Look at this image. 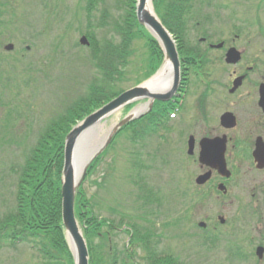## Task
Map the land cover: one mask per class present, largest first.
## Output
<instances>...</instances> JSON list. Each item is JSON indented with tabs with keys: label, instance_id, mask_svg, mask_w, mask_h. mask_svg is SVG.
Wrapping results in <instances>:
<instances>
[{
	"label": "rangeland",
	"instance_id": "obj_1",
	"mask_svg": "<svg viewBox=\"0 0 264 264\" xmlns=\"http://www.w3.org/2000/svg\"><path fill=\"white\" fill-rule=\"evenodd\" d=\"M87 3V0H0L1 213H6L14 200L11 169L23 161V153L35 143L48 119L84 93L93 78L95 71L88 61L90 50L79 43L89 19L98 37L115 35L118 39L117 28L125 26V0L97 1L90 16ZM193 15L194 20L188 21L187 45L198 44L203 49L205 45L198 40L204 34L212 43L222 39L226 44L224 49L233 45L244 51L243 65L262 52L264 0H193ZM8 42L14 44L11 51L3 48ZM27 45L29 50L24 49ZM146 45L144 38L133 41L127 81L120 84L122 90L135 84L136 79L145 78L147 71L142 66L146 65ZM199 67L197 60L189 76L186 75L183 108L163 119L162 126L149 131L150 135L136 143L128 141L127 133L123 132L108 146L83 188L98 203L95 213L113 219L117 227L121 226L118 225L121 211L124 221L131 223L139 220L133 219L135 213H145L154 220V230L160 235L158 249L173 254L181 264H264V256L259 260L255 254V247L264 240V219L259 220L260 214H248L255 205L250 198L252 188L249 178L241 177L238 170L251 164L242 159L240 147L239 154L231 159L238 180L230 182L226 195L207 191L202 200V185L195 183L196 176L202 173L198 162V140L202 137L204 121L198 105L204 89L202 76L210 81L215 78L222 84L236 68H227L219 61L210 64V68L206 66L200 75ZM206 72L212 77H206ZM239 92L246 96L245 87ZM130 109L122 108L107 117L101 133L107 132ZM245 113L238 112L241 122L246 121ZM248 132L240 124L235 136ZM189 134L196 139L193 155L187 154ZM234 158L238 159L239 167L235 166ZM95 180L101 183L96 184ZM146 193L150 194L151 203L141 199ZM109 207L118 208L120 214L111 212ZM261 207L264 209L263 204ZM217 213L226 219L213 230L211 225ZM182 216L186 219L175 227L174 221ZM201 220H207L203 229L197 225ZM138 222L145 227L150 225ZM111 239L121 248L128 234L114 230ZM134 250L139 260L144 252L141 248ZM239 250L246 253L245 258L237 257L235 251ZM36 261V251L27 244L0 248V264H35Z\"/></svg>",
	"mask_w": 264,
	"mask_h": 264
},
{
	"label": "trees",
	"instance_id": "obj_2",
	"mask_svg": "<svg viewBox=\"0 0 264 264\" xmlns=\"http://www.w3.org/2000/svg\"><path fill=\"white\" fill-rule=\"evenodd\" d=\"M87 1L90 16L93 4L100 0ZM125 3V26L117 28L118 39L115 35L98 37L89 19L84 34L90 41L88 61H91L95 71L91 76L92 80L84 93L48 119L39 130L35 143L29 145L23 153V161L15 169H11L14 174V200L6 213L0 212V248L27 244L37 253L35 264H74L61 219L60 189L65 135L78 120L122 91L120 84L127 80V68L133 54L132 44L137 37L143 36L147 42L145 77L162 61V52L157 42L137 22L136 0H125ZM153 4L163 24L176 37L180 50L185 52L186 64L194 65L202 54L198 49L184 44L188 21L192 16L193 0H153ZM2 38L0 31V47ZM171 105L170 102H156L146 116L130 122L125 128L127 140L137 142L144 129L155 124ZM105 152L90 165L84 180L90 177ZM94 182L101 183L98 180ZM83 183L76 195L75 213L86 237L89 264H180L176 257L172 258L158 249L160 235L154 230V220L149 219L145 213H135L133 219L148 222L150 225L146 224L147 227L139 223V220L133 223L124 221L121 211L118 225L128 226L125 231L130 235V240L128 245L122 244L119 248L111 239L116 226L114 220L95 213L98 203L94 202L93 195L87 194ZM141 199L148 201L150 194H144ZM109 209L113 213L120 212L116 207ZM185 219L182 216L175 220V226H179L180 221ZM136 248H141L144 252L139 260L136 259Z\"/></svg>",
	"mask_w": 264,
	"mask_h": 264
},
{
	"label": "water",
	"instance_id": "obj_3",
	"mask_svg": "<svg viewBox=\"0 0 264 264\" xmlns=\"http://www.w3.org/2000/svg\"><path fill=\"white\" fill-rule=\"evenodd\" d=\"M136 14L138 21L146 26L158 40L164 54L162 66L146 81L127 89L108 103L87 115L77 123L65 137L64 164L61 176V210L63 225L66 229L75 264H88L87 245L74 213L75 194L81 180L85 176L88 166L106 148L112 140L113 135L120 127L145 112L146 107L150 109L155 99L168 100L176 91L180 81V60L174 39L155 14L151 0H137ZM80 42L82 44H88L85 36L80 38ZM220 45L221 44H219V46ZM5 47L6 49H12L13 45L9 43ZM239 57V52L234 48H231L227 53V61L235 62ZM168 68L171 70L172 78L166 87L161 82H163L167 75ZM143 98L148 99L143 108H134L133 111L127 114L121 121L113 125L106 134L102 136L99 134L102 126L101 121L104 118L126 104ZM188 146V152L192 153L194 147L193 136H190ZM257 146L256 153L260 155L261 144L258 141ZM200 147L199 161L202 163V155L205 156L202 154V140L200 141ZM206 157L209 158L208 156ZM214 158H216V160L212 161L214 164L211 165L217 167L220 171H224L225 162L223 159V149H221ZM260 162L261 158L258 163L262 166L263 164H260ZM206 178L207 175L203 177L200 175L197 177L196 181L197 183H202ZM256 252L257 255L261 257L263 247H258Z\"/></svg>",
	"mask_w": 264,
	"mask_h": 264
},
{
	"label": "flooded vegetation",
	"instance_id": "obj_4",
	"mask_svg": "<svg viewBox=\"0 0 264 264\" xmlns=\"http://www.w3.org/2000/svg\"><path fill=\"white\" fill-rule=\"evenodd\" d=\"M202 41V44H204ZM215 51L220 50L210 48L202 49V54L206 57ZM242 56L245 55L241 50ZM221 54V51L220 53ZM218 58V57H217ZM209 61L208 58L205 59ZM205 62V63H206ZM210 64V63H209ZM204 65L202 68H205ZM228 67H236L229 75L226 76L225 83L212 78L211 81L205 79L202 76V83L204 89L201 93V106L203 114V128H202V174L209 173L208 178L202 183V195L204 197L205 192L221 191L224 195L230 190V182H235L236 172L231 163V159L239 154V147L242 159H247L251 164L250 167H246L244 170H238L241 177L249 178V185L252 188L250 192V198L255 205H252V210L261 215L260 219H264V210L262 204H264V165L261 167L257 165V161L260 160L264 164V154L260 151V155L256 153L255 140L258 137L264 142V48L261 53H257L254 57L249 58L245 65L238 63L236 65H226ZM209 68V67H208ZM206 77H212L206 72ZM243 75V79L240 82V86L234 92H230V88L233 86V80ZM213 84L217 86L211 87ZM263 84V85H262ZM262 85V86H261ZM245 87L246 96L240 93L242 88ZM218 89H222L219 92ZM261 91V93H260ZM261 95V98H260ZM259 103L261 105H259ZM218 109V111H216ZM246 112V121L241 122L238 112ZM230 112L234 115V122L232 120H226V117H220L222 114ZM248 129L250 132L244 134L241 137L235 136L236 130L239 125ZM251 129V130H250ZM224 137V159L225 165L228 169V173L222 174L218 169L212 167L214 164V156L220 151L222 142L220 138ZM208 156L209 158H207ZM235 166H238V159L234 158ZM210 164H208V163ZM227 173V174H226ZM207 187V188H206ZM232 188V186H231ZM259 204L261 206H259ZM218 216V215H217ZM216 228V226H214Z\"/></svg>",
	"mask_w": 264,
	"mask_h": 264
},
{
	"label": "bare ground",
	"instance_id": "obj_5",
	"mask_svg": "<svg viewBox=\"0 0 264 264\" xmlns=\"http://www.w3.org/2000/svg\"><path fill=\"white\" fill-rule=\"evenodd\" d=\"M171 78H172V77H171V70H170V68H168V70H167V75L165 76L163 82H161V83L164 84V86L167 87V85L169 84Z\"/></svg>",
	"mask_w": 264,
	"mask_h": 264
}]
</instances>
